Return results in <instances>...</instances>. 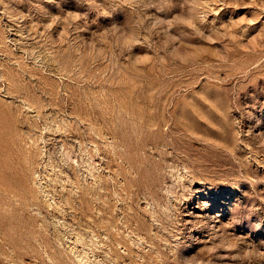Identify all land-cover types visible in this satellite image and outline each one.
<instances>
[{"label":"rangeland","instance_id":"1","mask_svg":"<svg viewBox=\"0 0 264 264\" xmlns=\"http://www.w3.org/2000/svg\"><path fill=\"white\" fill-rule=\"evenodd\" d=\"M0 264H264V0H0Z\"/></svg>","mask_w":264,"mask_h":264}]
</instances>
